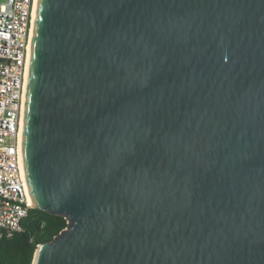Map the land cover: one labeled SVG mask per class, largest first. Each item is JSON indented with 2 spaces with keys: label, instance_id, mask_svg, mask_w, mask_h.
I'll use <instances>...</instances> for the list:
<instances>
[{
  "label": "water",
  "instance_id": "95a60500",
  "mask_svg": "<svg viewBox=\"0 0 264 264\" xmlns=\"http://www.w3.org/2000/svg\"><path fill=\"white\" fill-rule=\"evenodd\" d=\"M19 159L32 264H264V0H36Z\"/></svg>",
  "mask_w": 264,
  "mask_h": 264
},
{
  "label": "built area",
  "instance_id": "2783aa9c",
  "mask_svg": "<svg viewBox=\"0 0 264 264\" xmlns=\"http://www.w3.org/2000/svg\"><path fill=\"white\" fill-rule=\"evenodd\" d=\"M35 0H0V240L22 230L31 204L19 159Z\"/></svg>",
  "mask_w": 264,
  "mask_h": 264
},
{
  "label": "trees",
  "instance_id": "16d2710c",
  "mask_svg": "<svg viewBox=\"0 0 264 264\" xmlns=\"http://www.w3.org/2000/svg\"><path fill=\"white\" fill-rule=\"evenodd\" d=\"M22 230L0 240V264H32L39 244L50 242L67 226L62 216L31 208L21 222Z\"/></svg>",
  "mask_w": 264,
  "mask_h": 264
},
{
  "label": "bare ground",
  "instance_id": "6f19581e",
  "mask_svg": "<svg viewBox=\"0 0 264 264\" xmlns=\"http://www.w3.org/2000/svg\"><path fill=\"white\" fill-rule=\"evenodd\" d=\"M35 2H36V0L34 1V10H35ZM33 16H34V11H33ZM30 32H31V31H30ZM29 202H30V204H31L30 199H29Z\"/></svg>",
  "mask_w": 264,
  "mask_h": 264
}]
</instances>
